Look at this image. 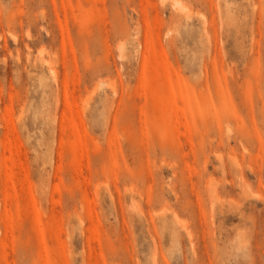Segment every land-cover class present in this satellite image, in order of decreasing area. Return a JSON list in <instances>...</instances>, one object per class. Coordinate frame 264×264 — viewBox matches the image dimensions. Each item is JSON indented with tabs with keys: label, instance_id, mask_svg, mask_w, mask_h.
I'll return each mask as SVG.
<instances>
[{
	"label": "rangeland",
	"instance_id": "rangeland-1",
	"mask_svg": "<svg viewBox=\"0 0 264 264\" xmlns=\"http://www.w3.org/2000/svg\"><path fill=\"white\" fill-rule=\"evenodd\" d=\"M180 2L0 0V264H264V0Z\"/></svg>",
	"mask_w": 264,
	"mask_h": 264
},
{
	"label": "bare ground",
	"instance_id": "bare-ground-1",
	"mask_svg": "<svg viewBox=\"0 0 264 264\" xmlns=\"http://www.w3.org/2000/svg\"><path fill=\"white\" fill-rule=\"evenodd\" d=\"M174 5H175V7L177 6V7H183L182 5H181V2H180V0H174ZM173 5V6H174ZM176 7V8H177ZM178 9H180V8H178ZM122 52H123V50H122ZM51 72H53L52 70H51ZM55 77V76H54Z\"/></svg>",
	"mask_w": 264,
	"mask_h": 264
}]
</instances>
